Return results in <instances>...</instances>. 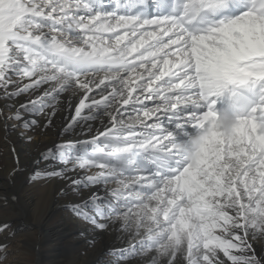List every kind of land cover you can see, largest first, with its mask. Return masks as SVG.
Returning <instances> with one entry per match:
<instances>
[{"label": "snow or ice", "instance_id": "obj_1", "mask_svg": "<svg viewBox=\"0 0 264 264\" xmlns=\"http://www.w3.org/2000/svg\"><path fill=\"white\" fill-rule=\"evenodd\" d=\"M20 142L98 264H264V0H0L10 182Z\"/></svg>", "mask_w": 264, "mask_h": 264}, {"label": "bare ground", "instance_id": "obj_2", "mask_svg": "<svg viewBox=\"0 0 264 264\" xmlns=\"http://www.w3.org/2000/svg\"><path fill=\"white\" fill-rule=\"evenodd\" d=\"M59 124L60 121L57 123V128ZM56 131L57 129H53L46 135L40 134L37 138L50 146L53 141L57 140ZM17 147L21 151L23 167L21 172L15 176L14 182H10L9 172L15 167L14 159L12 154L6 151L5 146L0 143V158L4 157V160H6V165L0 172V196L7 195L9 197L6 204L9 206L7 210L10 217L9 220L3 219L0 221V224L10 223L15 232L14 236H10L7 232L0 234V243L7 244L8 251H11L12 256L23 253L30 257L31 254L26 253L20 243L24 244L25 239L29 236L34 237L35 242L33 245L36 253L33 262L35 264H61L60 259L68 260L70 258V252L68 253L63 240L71 238L72 240L67 241V243H76L75 246H80L83 251L80 250L71 257L69 264H98L101 250L99 247H89L86 240L81 237L80 233L85 232L88 225L76 218L65 206L67 199L58 194L60 183L57 181H28V170L31 167L32 159L37 155V149L33 145L23 142L18 143ZM40 182L45 189L43 195L34 192V186ZM13 194L17 196V201L11 200L10 197ZM55 215H59L62 221L50 227L48 223ZM56 240L63 241V243L54 245L53 256H45L43 247ZM105 243L111 245L114 243V238L106 239ZM50 259H53V261L44 263ZM28 263L31 262L20 259V256L14 260L3 262V264Z\"/></svg>", "mask_w": 264, "mask_h": 264}, {"label": "rangeland", "instance_id": "obj_3", "mask_svg": "<svg viewBox=\"0 0 264 264\" xmlns=\"http://www.w3.org/2000/svg\"><path fill=\"white\" fill-rule=\"evenodd\" d=\"M2 159V160H1ZM6 159V158H5ZM6 165V160H4V157L0 158V172H2L3 167ZM42 183H38L37 185L34 186V192L38 195H43L45 192L44 187L41 185ZM3 196V195H1ZM0 221H2L3 219L9 220V214H8V208L9 206L5 203V201L3 199H0ZM62 221V218H60L59 215H55L48 223V225H50V227H53L57 224H59ZM30 237V238H29ZM27 237V239H25L24 244H22V246L24 247V251L26 253H30V257H27L25 254L21 253L20 255H15L12 256L11 255V251H8V256L7 259L4 260L6 262L11 261L16 259L18 256H20V259L23 260H28L31 263L28 264H35V262H33L34 259V254L36 253L35 250V246L33 245L35 240L34 237L32 238L31 236ZM71 241V238L65 239L64 241V246L66 247V249L68 250L69 256L70 258L68 260L65 259H60L61 264H69V262H71V257H73L77 252L83 251V249L80 246H75L76 243H67V241ZM63 241H54V242H49L48 245H45L43 247V251L45 252V256H53V247L54 245H57L58 243H63ZM21 246V245H20ZM15 247V244H14ZM77 247V248H76ZM76 250V251H75ZM72 253V254H71ZM51 261H53V259H50L49 261H46L44 263H50ZM58 262V261H57Z\"/></svg>", "mask_w": 264, "mask_h": 264}]
</instances>
